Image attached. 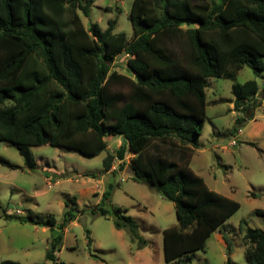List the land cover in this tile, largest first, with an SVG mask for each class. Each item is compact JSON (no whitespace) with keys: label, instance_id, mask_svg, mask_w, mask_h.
<instances>
[{"label":"trees","instance_id":"1","mask_svg":"<svg viewBox=\"0 0 264 264\" xmlns=\"http://www.w3.org/2000/svg\"><path fill=\"white\" fill-rule=\"evenodd\" d=\"M93 3L0 0V142L16 147L30 170L38 167L31 148L43 145L86 159L107 151L106 172L116 160L121 169L129 164L134 181L175 204L178 224L163 231L165 262L188 261L241 207L210 189L191 161L208 119L210 79H235L245 67L257 77L264 72V0H134L131 41L115 32V19L106 30L85 26ZM121 55L127 74L113 68ZM258 91L256 80L232 86L231 102L242 114L234 136L262 106ZM115 138L122 143L111 153ZM110 195L105 192L103 201ZM105 205L91 213L109 217ZM66 207L61 221L53 214L45 221H34L32 213L6 215L61 232L42 264H60L56 252L78 218L74 206ZM113 211L116 229L148 244L127 209ZM243 242L248 264H264V231L248 228ZM227 264H233L230 257Z\"/></svg>","mask_w":264,"mask_h":264},{"label":"rangeland","instance_id":"2","mask_svg":"<svg viewBox=\"0 0 264 264\" xmlns=\"http://www.w3.org/2000/svg\"><path fill=\"white\" fill-rule=\"evenodd\" d=\"M93 2L91 16L83 18L86 27L93 22L106 30L115 19V32L124 34L128 41L133 39L130 12L134 0ZM126 60L125 55L119 56L113 68L127 74ZM249 80L257 81V99L262 106L256 109L253 120L243 123L242 134L234 136L231 131L242 114L231 102L232 86ZM207 97L208 119L191 168L210 189L236 200L241 207L213 233L204 252L174 263L227 264L230 257L233 264H248L243 236L248 228L264 231V217L257 213L264 211V72L257 77L245 67L235 79L211 78ZM121 143V139L109 140V151L114 153ZM31 150L38 163L35 170L28 169L16 147L0 142V264L46 262L50 241L61 233L6 215L29 218L32 213L34 221H45L53 214L61 221L66 203L74 206L78 218L64 232L56 252L60 264H167L163 231L178 224L175 204L148 185L134 181L129 164L121 169L116 160L117 170L108 173L103 166L107 151L86 159L50 145ZM131 158L129 154L127 162ZM105 192L111 193L109 202L103 201ZM101 202L110 211L107 218L91 213ZM117 207L127 209V215L136 220L147 245L132 242L129 230L115 228L113 210Z\"/></svg>","mask_w":264,"mask_h":264},{"label":"crops","instance_id":"3","mask_svg":"<svg viewBox=\"0 0 264 264\" xmlns=\"http://www.w3.org/2000/svg\"><path fill=\"white\" fill-rule=\"evenodd\" d=\"M232 101H233V100H232ZM239 117H241V116H239ZM239 117H238V118H239ZM241 132H242V131H240L239 134H242ZM239 134H238V135H239ZM117 165H118V163H117ZM116 170H117V166H116V164H114L113 167H112V169H111L108 173H115ZM225 196H227V195H225ZM227 197H228V196H227ZM66 230H67V229H66Z\"/></svg>","mask_w":264,"mask_h":264},{"label":"built area","instance_id":"4","mask_svg":"<svg viewBox=\"0 0 264 264\" xmlns=\"http://www.w3.org/2000/svg\"><path fill=\"white\" fill-rule=\"evenodd\" d=\"M241 131V130H240ZM234 144L236 143L235 141L233 142Z\"/></svg>","mask_w":264,"mask_h":264},{"label":"water","instance_id":"5","mask_svg":"<svg viewBox=\"0 0 264 264\" xmlns=\"http://www.w3.org/2000/svg\"><path fill=\"white\" fill-rule=\"evenodd\" d=\"M28 169H30V168L28 167Z\"/></svg>","mask_w":264,"mask_h":264}]
</instances>
